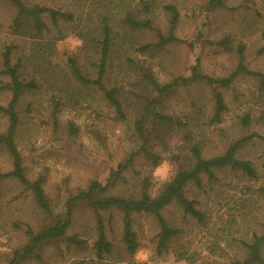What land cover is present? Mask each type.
Segmentation results:
<instances>
[{
  "label": "rangeland",
  "instance_id": "374dc122",
  "mask_svg": "<svg viewBox=\"0 0 264 264\" xmlns=\"http://www.w3.org/2000/svg\"><path fill=\"white\" fill-rule=\"evenodd\" d=\"M27 2L59 6L75 14V20L62 22L60 29L67 35L64 40L54 41L49 47L48 41L58 34L35 36L30 25L23 22L14 26L15 9L5 0H0V52L5 43L20 46V55L24 56L26 78L35 77L40 84L39 91L25 93L20 104L22 124L16 139L23 162L31 179L42 172L46 176V194L51 205L55 207L54 216H50L32 201L30 191L16 181L4 183L0 197V264H7L8 258L15 248L22 247L27 236L22 230L16 229V221H28L35 229L57 222L64 201L85 189L89 182L97 179L105 181L111 170L119 162H125L130 154L139 148L140 142L135 135V119L140 115L145 104L155 95V89L144 79V71L153 72L156 78L166 83L175 76L192 75L194 67L201 74L210 76H226L237 65V49L244 46L246 65L253 70L264 72V0H226V6H211L209 0H26ZM150 3L152 11H145L144 5ZM167 2L175 3L180 11L179 22L175 35L184 42H173L164 47H153L141 52L139 45L156 42L154 32L143 29H131L124 21L125 14L131 13L139 20L151 19L154 26L167 33L169 14L163 9ZM107 11L112 20L113 36L116 45L111 57L112 71L117 73V81L123 87L121 100L122 112H117L101 94L90 87L78 85L70 78L68 57L73 55L82 68L95 74L92 63L97 61L99 54L92 47L88 48L83 37L93 38L99 34V14ZM96 33V34H95ZM231 39L228 46H219L209 41L223 38ZM129 58H133L137 65ZM1 63V55H0ZM1 69V66H0ZM68 74V75H67ZM55 78L59 79L55 89L51 88ZM8 77L0 72V103L6 104L10 99V91L2 89ZM69 80L68 88L62 89V106L59 112V128L54 130L51 123L49 101L52 93H58L60 84ZM111 81V80H110ZM67 89H73L70 93ZM227 103V110L222 123L206 124L199 122L195 134L202 133L207 140L206 151L222 153L229 143L237 138L253 133L264 135V87L257 77L238 76L232 85L219 88ZM33 102V109L27 108V102ZM203 105L208 115L213 103V88L204 83H196L180 87L168 103L173 112L181 113L182 109L193 111L192 104ZM184 110V111H186ZM248 116L249 123L244 124L242 117ZM207 119V117H206ZM73 122L78 131L69 134L68 125ZM7 120L0 114V129L4 130ZM153 133L162 137L153 140L155 149L162 155L163 161L152 173V192L158 191L163 182L170 179L178 166L173 161V153L181 154L183 140L174 127L154 126ZM241 158L249 159L264 176V140L254 138L239 152ZM146 165L140 160L134 166L135 172ZM0 168L9 170L12 162L9 156L0 150ZM228 176L232 174L227 173ZM134 179V170L128 172ZM257 186L260 180H250ZM222 180L215 185L216 192L204 199L212 206L214 212L208 225L209 231L186 225V232L181 239L170 243L171 248L182 246L194 261L178 259L173 250L158 255L153 246V237L157 232V224L152 216L137 215L135 228L138 231L140 245L132 253L121 250V254L113 255L101 263L91 256L94 221L86 209L76 215L77 227L88 239V246L79 248L64 240L49 243L43 252L44 261L30 260L26 264H74L79 259H86V264H222L226 256L211 253L210 242L215 236L213 231L224 225L227 207L215 205L216 195L226 192L235 199L247 197L246 189L230 186ZM244 184L240 183L239 185ZM222 192V193H223ZM233 204V202H232ZM231 205V204H230ZM253 211L259 221L262 219L263 206L254 205ZM221 208V210H219ZM260 210V211H259ZM165 214L170 219L180 221L182 213L175 205L167 208ZM222 215V220L218 219ZM53 217V218H52ZM119 215L116 216V227ZM258 220L243 221L237 228L236 235L252 227H260ZM214 224V225H213ZM212 227V228H211ZM194 228V231L191 229ZM120 229V227H119ZM117 227V235L119 233ZM243 230V231H242ZM223 235L222 233H220ZM224 236V235H223ZM219 243L227 247H236L235 240L229 242L219 239ZM236 243V242H235ZM229 245V244H228ZM178 247V248H177Z\"/></svg>",
  "mask_w": 264,
  "mask_h": 264
},
{
  "label": "trees",
  "instance_id": "16d2710c",
  "mask_svg": "<svg viewBox=\"0 0 264 264\" xmlns=\"http://www.w3.org/2000/svg\"><path fill=\"white\" fill-rule=\"evenodd\" d=\"M15 9L14 26H20L25 21L36 34L44 36L52 34L56 29L57 36L48 41L49 47L54 46V41L64 40L66 34L60 29L61 23H70L75 20V14L70 10L59 6H49L40 3H29L26 0H5ZM211 6H226V0H209ZM146 12L152 11L150 3L147 1L143 6ZM165 12L169 14V29L165 33L162 29L155 27L151 19L139 20L131 13L125 14L123 21L133 30L143 29L152 31L157 37L156 42L139 45L137 48L141 52H146L153 47H164L173 42H184L183 39L175 35V31L180 18L178 6L173 2L163 5ZM99 34L97 37L87 38V46L92 47L99 54L97 61L92 63L95 74L85 71L78 59L71 55L68 57L70 78L84 87H90L101 94L104 101L108 102L117 112H122L123 102L121 96L123 87L117 81V73L109 75V82L106 76L112 71L111 57L116 42L113 36L112 20L107 11H101L99 16ZM96 34V33H95ZM219 46H228L231 39L223 38L218 41H209ZM1 55L0 72L6 75L8 82L2 89L10 91V99L6 104L0 103V114L6 118L7 125L4 130L0 129V150L4 151L12 162V168L2 170L0 168V197L2 195L4 183L16 181L30 191L32 201L38 208L54 216L55 207L51 205L46 194V176L40 172L35 179H31L27 173L23 162V156L16 143L19 129L22 124L20 115V104L23 96L29 91H39L40 84L35 77L26 78L23 76L24 56L20 55V46L5 43ZM238 62L236 67L226 76H210L201 74L194 67L192 75L175 76L166 83L160 82L153 72L144 71V79L155 89V95L145 104L140 115L135 119L134 130L140 142L139 148L132 152L125 162H119L113 168L105 181L94 179L88 186L78 194L67 198L56 223L46 225L40 229H35L28 221H16L15 228L22 230L27 236L25 244L20 248H15L7 264H26L30 260L44 261L43 252L45 247L54 241L64 240L74 244L79 248L88 246L89 242L78 227L76 215L78 211L86 209L90 212L94 221L93 239L91 243V256L93 260L100 263L115 254L123 252L132 254L140 245L138 231L135 228L137 215H147L154 217L157 224V232L152 241L158 255L165 251L173 250L178 259L194 261V258L185 249L171 248L170 243L176 239H181L186 232V225L193 223V227L200 230L209 231L208 225L211 222L214 209L206 200V196L216 192L215 185L224 180L230 186L236 185L238 188L246 189L247 197L241 196L234 200V195H227L220 192L216 195L215 205L226 206L227 216L223 226L213 231L215 238L210 242L211 253L226 256V262L222 264H264V176L249 159L241 158L239 152L254 138L264 140V135L253 133L248 136L237 138L229 143L222 153H208L207 140L202 133L195 134L199 122L207 120L206 124H220L224 120L227 110V103L223 92L219 88L229 87L240 75L257 77L259 83L264 87V72L250 69L245 62L244 46L241 44L237 49ZM137 65L133 58H129ZM25 75V74H24ZM68 75V74H67ZM111 80V81H110ZM204 83L213 88V103L211 111L205 114L203 105H192L196 108L193 111L182 109L181 113L173 112V107L168 108V103L175 96L177 90L182 86L196 83ZM59 79L50 85L52 89L57 87ZM69 80H64L60 84L59 92L52 93L51 103V123L53 129L59 128V112L62 106V89L68 88ZM62 88V89H60ZM70 93L73 89H67ZM33 102H27V108L33 109ZM186 110V111H184ZM207 117V119H206ZM249 117L243 116L242 122L249 123ZM156 126L174 127L183 140L181 154L173 153L172 159L177 164L176 173L162 183L158 191L152 192V173L154 169L163 161L162 155L155 149L156 138L161 134L153 133L152 128ZM69 134H75L78 129L73 122L68 125ZM146 166L135 172L134 166L139 161ZM134 170L135 177L130 179L128 172ZM227 173L232 174L228 176ZM250 180H260L257 186ZM244 182V184L239 185ZM233 202V204H232ZM231 204V205H230ZM263 206L262 219L259 221L253 211L254 205ZM177 206L182 218L180 221L170 219L166 216L165 210L171 206ZM221 210V208H219ZM260 211V210H259ZM119 215L117 235L116 216ZM223 214H218V219L222 220ZM53 218V217H52ZM254 219L253 225L258 220L260 227L244 229L243 234L237 236V228L243 221L249 222ZM214 225V224H213ZM212 228V227H211ZM194 231V228L191 229ZM222 233L223 235H221ZM219 239H226L236 247L231 246V253L227 247L233 245L228 243L222 246ZM86 259H79L74 264H86Z\"/></svg>",
  "mask_w": 264,
  "mask_h": 264
}]
</instances>
